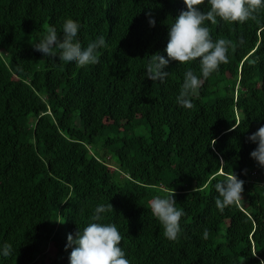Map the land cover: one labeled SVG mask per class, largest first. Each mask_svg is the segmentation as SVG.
I'll return each mask as SVG.
<instances>
[{
    "label": "trees",
    "instance_id": "obj_1",
    "mask_svg": "<svg viewBox=\"0 0 264 264\" xmlns=\"http://www.w3.org/2000/svg\"><path fill=\"white\" fill-rule=\"evenodd\" d=\"M186 8L184 0H0V245L13 249L0 264H69L68 234L109 203L102 222L116 224L130 264L264 261V168L248 139L264 124V8L243 23L205 22L214 41L234 47L191 109L176 97L186 70L200 75L198 59L171 61L162 80L146 77L150 55L167 58L169 24ZM67 21L80 26L82 47L105 39L97 63L62 64L34 49L49 27L62 40ZM232 175L244 192L220 212L214 185ZM173 193L184 215L170 241L149 201Z\"/></svg>",
    "mask_w": 264,
    "mask_h": 264
},
{
    "label": "clouds",
    "instance_id": "obj_2",
    "mask_svg": "<svg viewBox=\"0 0 264 264\" xmlns=\"http://www.w3.org/2000/svg\"><path fill=\"white\" fill-rule=\"evenodd\" d=\"M187 6L169 24L168 43L164 51L167 58L160 53L150 55L146 64V77L150 80H162L168 75L165 71L171 61L186 64L199 60L200 75L191 69L183 74V83L176 97V102L183 108L193 107L194 97L203 81L214 73L222 63L228 62L231 41L225 39L213 40L210 36L206 21L216 23L217 18L225 22L243 23L255 19L259 9L264 8V0H184ZM207 4L208 10L201 11L198 5ZM149 25L155 27L156 21L149 14ZM80 26L67 21L62 26V40L58 38L55 27H49L47 34L37 43L33 44L36 51L44 57L53 56L62 64H75L84 67L98 62L97 50L105 46L106 41L101 36L86 47L78 42L77 37ZM243 37L240 38L242 44ZM235 130V127L228 131ZM249 141L257 147L250 153L260 167L264 168V124L248 137ZM244 181L236 175L226 176L218 180L214 187L217 192L215 207L223 212L228 206L237 203L244 192ZM152 215L163 227L164 236L175 241L181 231L180 220L184 213L176 207L174 193L166 196H155L149 201ZM113 205L98 204L91 216V222L83 229L79 227L75 233L68 234L66 250L71 249L69 264H130L126 252L121 247L122 237L115 223L102 222V214L112 211ZM210 232L204 228L202 239L207 240ZM13 249L8 244L0 245V257L8 259ZM264 264V261L261 262Z\"/></svg>",
    "mask_w": 264,
    "mask_h": 264
},
{
    "label": "rangeland",
    "instance_id": "obj_3",
    "mask_svg": "<svg viewBox=\"0 0 264 264\" xmlns=\"http://www.w3.org/2000/svg\"><path fill=\"white\" fill-rule=\"evenodd\" d=\"M139 127L141 128V130H139L141 133H148L145 123L140 124ZM132 132L133 131H131L129 134H131ZM111 163L114 167L117 166V162L115 161V159H112ZM252 175L255 176L254 173Z\"/></svg>",
    "mask_w": 264,
    "mask_h": 264
},
{
    "label": "built area",
    "instance_id": "obj_4",
    "mask_svg": "<svg viewBox=\"0 0 264 264\" xmlns=\"http://www.w3.org/2000/svg\"><path fill=\"white\" fill-rule=\"evenodd\" d=\"M255 173V172H254Z\"/></svg>",
    "mask_w": 264,
    "mask_h": 264
}]
</instances>
